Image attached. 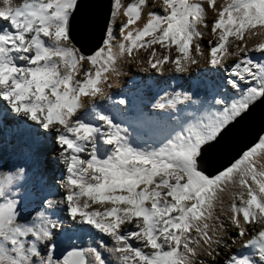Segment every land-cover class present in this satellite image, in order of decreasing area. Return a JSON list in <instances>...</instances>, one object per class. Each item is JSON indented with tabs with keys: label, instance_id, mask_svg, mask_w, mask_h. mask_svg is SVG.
<instances>
[{
	"label": "snow or ice",
	"instance_id": "snow-or-ice-1",
	"mask_svg": "<svg viewBox=\"0 0 264 264\" xmlns=\"http://www.w3.org/2000/svg\"><path fill=\"white\" fill-rule=\"evenodd\" d=\"M153 3L162 14L149 10L145 20L147 0H111L100 41L85 52L73 37L81 0H0V104L50 135L54 162L64 169L51 185L41 175L34 190L30 156L10 168L0 162V264H109L105 252L113 264H264V129L226 164L209 163L264 105V42L249 47L264 34V0ZM121 9L126 22L113 45L111 21ZM209 14L215 42L207 61L221 77L210 99L174 93L137 107L128 124L99 110L105 100L128 106L105 91L113 86L109 75L121 74L120 58L144 50L161 74L165 64L184 73L198 63L193 48L202 53L199 29L209 26ZM85 98L96 123L78 116ZM226 196L227 223L216 211ZM61 214L95 233L97 246L58 254ZM237 240L255 259L226 254Z\"/></svg>",
	"mask_w": 264,
	"mask_h": 264
},
{
	"label": "bare ground",
	"instance_id": "bare-ground-1",
	"mask_svg": "<svg viewBox=\"0 0 264 264\" xmlns=\"http://www.w3.org/2000/svg\"><path fill=\"white\" fill-rule=\"evenodd\" d=\"M134 2L135 0H124L125 5ZM218 2H222V0H218ZM147 3L149 7L144 10L143 14L145 20L147 18L146 13L149 10L162 14V11L160 12L158 10V5L154 4L153 0H147ZM213 19V14L207 15L206 22L209 26H201L199 29L203 33L201 42L199 41L202 47V53L196 54L193 50V56L198 63L191 65L187 72L176 73L173 65L165 64L162 74L158 73L156 70L151 69L147 63L149 53L141 50L138 53L134 52L131 58L124 57L118 59L117 68L121 74L118 77L115 74L109 75V83L113 86L110 89L106 86L105 91L113 100H118L122 96L126 97L128 106L125 108L118 103H113L108 100L99 102L98 98L99 110L112 114L117 122H119L121 119L129 120L128 118L133 117L137 107L146 109L148 101L161 97H164L165 100L175 99L174 93H187L193 99L198 100L210 99L221 82V77L213 72L207 61L210 51L209 42H215L210 28V23ZM142 23L143 20L140 22L141 26ZM0 29H2V25H0ZM262 39L261 35L252 37L249 40V47H254L257 43L262 42ZM114 50L118 52V48ZM160 50L159 48L157 51L159 52ZM172 55L175 58V52ZM230 64L231 62H229ZM85 67L87 66L85 65ZM79 79H82V77L79 76ZM85 104L86 106L80 110L78 116L87 119L91 123H96L94 119L91 120V117L94 115L91 110L92 101L85 98ZM168 107L171 108L172 105H168ZM81 111L83 112L81 113ZM0 117H2V122H0V150L3 151L5 161L24 163L27 157L30 156L31 163L29 164V168L33 172L30 181L36 182L40 186L39 177L41 175L47 177L49 185L54 181H58L64 174V169L63 165H57L54 162L56 145L50 138V135L45 130L38 129L31 122H25L20 118L10 115L2 104H0ZM40 146L43 148L50 147L52 170H46L44 167H41V164L43 165V159L40 149L38 150ZM262 164H264V161H262ZM61 192H63V189H61ZM229 206L230 197L226 196L223 206H218V209H216V211L218 210L217 213L220 214V218L225 220L226 223L227 220L223 213L228 211ZM60 220L63 221L62 227L57 225L54 230L57 233V239L60 241L58 251H65L72 247L87 249L97 244L95 233L82 231L78 226H73L71 221L67 220L63 214L60 215ZM235 244L231 249L226 250V254L231 253L232 249H238L241 242L237 240ZM249 254L250 258L255 259L253 250L249 249ZM202 258L209 259L208 257ZM105 259L109 261V264H113L114 258H109L107 253Z\"/></svg>",
	"mask_w": 264,
	"mask_h": 264
},
{
	"label": "water",
	"instance_id": "water-1",
	"mask_svg": "<svg viewBox=\"0 0 264 264\" xmlns=\"http://www.w3.org/2000/svg\"><path fill=\"white\" fill-rule=\"evenodd\" d=\"M111 0H81L74 22L76 46L85 52L96 48L110 12ZM264 129V105H258L228 135L221 146L210 154L209 163L215 167L226 164L241 149L251 144ZM62 251L61 253H63Z\"/></svg>",
	"mask_w": 264,
	"mask_h": 264
},
{
	"label": "rangeland",
	"instance_id": "rangeland-1",
	"mask_svg": "<svg viewBox=\"0 0 264 264\" xmlns=\"http://www.w3.org/2000/svg\"><path fill=\"white\" fill-rule=\"evenodd\" d=\"M158 10H160V12L162 11V7L160 5H158ZM111 22H113L115 24L114 39H113L112 43H113V45H117V43L120 42L119 26L122 22H126V17L123 16V9H121L120 12L115 14V17L113 18V20ZM261 36L264 39V34H261ZM263 39H262V42H264ZM199 41L201 42V39ZM155 47H156V50H159V46H155ZM193 50H194V48H193ZM141 51H144V50H141ZM252 55L254 58L260 59L258 54L253 53ZM78 79H79V76H78ZM84 106H86V104ZM82 112L83 111H81V113ZM91 120H93V117H91ZM119 123L128 124L129 120L121 119L119 121ZM133 127L135 129V134L137 136L142 135V129L138 125H133ZM134 142L137 144V146H143V140H136ZM39 149H40V153L42 154V159H43V161H42L43 165L41 164V167L42 168L44 167V169H46V170L47 169L52 170V161L50 160V147L47 146V147L43 148L42 146H40V147H38V150ZM0 162H2L3 166L6 168L12 167L13 163H14L13 161H9V162L5 161V159L3 158V151L2 150H0ZM45 162H46V164H44ZM258 164H262V161H258ZM30 183H31L34 190H38L40 188V186L36 182L30 181ZM95 246H97V244H95L93 247H95ZM232 246H234V244ZM61 252L62 251H58V254ZM231 253H235L239 256H244V255L250 256V254L248 255L249 249H245L241 245H239L238 249H232ZM231 253H229V254H231ZM105 256H106V252H105ZM253 256H255V254ZM89 259H91V257H89Z\"/></svg>",
	"mask_w": 264,
	"mask_h": 264
}]
</instances>
